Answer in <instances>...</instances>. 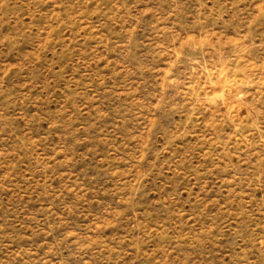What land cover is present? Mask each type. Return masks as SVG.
Masks as SVG:
<instances>
[{
    "label": "rangeland",
    "instance_id": "obj_1",
    "mask_svg": "<svg viewBox=\"0 0 264 264\" xmlns=\"http://www.w3.org/2000/svg\"><path fill=\"white\" fill-rule=\"evenodd\" d=\"M0 264H264V0H0Z\"/></svg>",
    "mask_w": 264,
    "mask_h": 264
}]
</instances>
